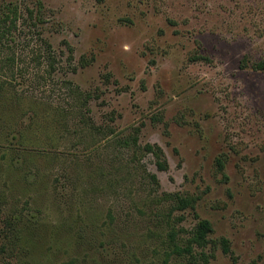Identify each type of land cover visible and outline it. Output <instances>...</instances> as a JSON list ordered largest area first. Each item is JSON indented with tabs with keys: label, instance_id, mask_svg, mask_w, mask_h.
I'll use <instances>...</instances> for the list:
<instances>
[{
	"label": "rangeland",
	"instance_id": "obj_1",
	"mask_svg": "<svg viewBox=\"0 0 264 264\" xmlns=\"http://www.w3.org/2000/svg\"><path fill=\"white\" fill-rule=\"evenodd\" d=\"M8 7L19 30L0 77L26 98L0 123V264H206L202 249L166 255L170 229L180 240L199 219L230 244L204 248L207 264H264V0H0V15ZM62 81L90 95L85 106ZM80 106L105 132L89 143ZM136 130L166 171L145 155L128 177L132 152L108 139ZM173 194L196 197L195 210L171 213Z\"/></svg>",
	"mask_w": 264,
	"mask_h": 264
},
{
	"label": "trees",
	"instance_id": "obj_2",
	"mask_svg": "<svg viewBox=\"0 0 264 264\" xmlns=\"http://www.w3.org/2000/svg\"><path fill=\"white\" fill-rule=\"evenodd\" d=\"M41 9L42 8L39 6V11L35 16V18L33 14H31V16L29 15L31 17L30 19H34V21L32 22L33 23L32 25L34 27H38L39 23H43L42 18H40ZM19 20H20V15L17 9L13 7L10 8L8 7V12L4 13L3 15L2 14L0 15V48L1 49L6 46L8 50L12 51V47L9 46L8 41L12 39L10 37L12 36L13 33L18 32ZM15 45L16 44H13V48L15 47ZM72 53L73 50L70 48L71 56H69L68 61L69 59L73 60ZM11 55L12 56H8L10 66L12 67V69H16L15 57L13 53H11ZM38 57L39 58L43 57V59L46 61L47 66L49 68L46 74L51 77L52 74L56 71L57 65L59 64V61L52 49V46L50 44H45L44 53H41ZM82 65L86 66L88 65V63L86 62L85 64ZM254 68L256 70H264V61L255 64ZM3 75H5L4 78L0 77V123H2L1 126L5 127L4 125L5 123L10 125V124H14V122L17 121L16 117L12 118L13 116L11 114L18 111L19 107L22 108V104L26 97L24 92L19 93L16 90V85L14 84L13 79H8L11 78L10 76H6L7 74L4 73ZM45 77L38 76V78H41L44 81L46 79ZM61 84L65 85L67 90H71L72 94L76 95L75 98H77L78 100L81 99L82 94L79 93L77 87H74L72 85V82L62 81ZM89 98H90L89 94L86 95V98L82 97L81 100L82 103H80L82 107L86 105ZM7 100H10V102H8ZM82 107L80 106L78 112L80 114L81 121H84L85 123V127L81 128V133H79V135L81 139L89 143L88 138L93 140L95 136L102 135L105 132L101 128L96 127L93 123H89L91 122V120L87 118V114L86 112L85 113L83 112ZM88 124L89 126H86ZM137 132L138 130H136L135 134L129 137L128 139L118 138L116 141H114L111 138L108 139L111 142H115L113 143L115 146H119L120 148H127L129 153L132 152L131 160L128 162L126 166H123L124 169H127L128 177L131 178L135 177L134 175L138 171V168H136L134 164L140 163L141 157H144L145 155H152L155 158V163L158 169L160 171H166L168 169V164L162 148L158 145L149 144V143L145 144L144 146L139 145ZM218 161L220 163V166L223 167L222 160L219 159ZM104 170L105 169L103 166L101 165L96 166V168L92 172L93 174L90 176H95L96 181L102 182L103 180L107 179ZM141 179H145V180L147 179L152 185H155L156 187L159 186V181L155 174H150L148 172L147 173L145 172L141 176ZM129 181L131 182L130 179H127V182ZM108 183H110L109 180L107 184ZM168 198L170 200H174L171 208V213L177 210L178 211H184L187 209L195 210L196 208L197 198L194 196L173 194V195H169ZM156 202L160 203L161 199ZM110 218L113 221L111 214H110ZM179 220H182V218H179ZM213 233H214L213 225L209 220L206 219H199L195 227L190 231H188L187 233L188 236H185L180 240H178L179 236H178V232L176 231V228L174 227L170 229V232L167 235L169 242V245H167L168 252H166L167 258L172 257L173 255H177L179 257L188 255L190 256V258H194L196 249H202V255L205 257V263L207 264L208 257L205 255L203 250L210 244L213 246L214 249H217L219 246H221L223 252L225 254H229L231 250L228 241L224 238L213 240L211 238ZM166 262H168V259H166Z\"/></svg>",
	"mask_w": 264,
	"mask_h": 264
}]
</instances>
